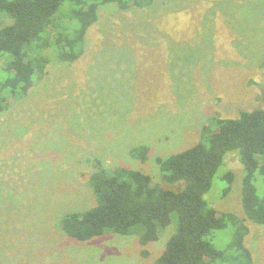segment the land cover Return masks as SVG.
Wrapping results in <instances>:
<instances>
[{"label": "rangeland", "instance_id": "374dc122", "mask_svg": "<svg viewBox=\"0 0 264 264\" xmlns=\"http://www.w3.org/2000/svg\"><path fill=\"white\" fill-rule=\"evenodd\" d=\"M71 9L63 4L56 18L68 22ZM10 23L0 18V29ZM262 64L264 0L100 5L83 56L74 63L53 60L0 115V264H154L176 217L147 246L138 236L115 233L80 242L61 231V218L96 206L89 176L97 160L178 190L181 185L164 181L156 158L193 147L215 119L264 108ZM138 146L149 148L145 162L130 154ZM224 170L235 174L232 190L221 197L217 176L206 199L245 221V246L254 264H264V225L246 217L236 154L227 156ZM235 232L230 226L214 236L228 258Z\"/></svg>", "mask_w": 264, "mask_h": 264}, {"label": "trees", "instance_id": "16d2710c", "mask_svg": "<svg viewBox=\"0 0 264 264\" xmlns=\"http://www.w3.org/2000/svg\"><path fill=\"white\" fill-rule=\"evenodd\" d=\"M157 0H0V18L11 21L0 29V115L10 101L26 96L44 77L53 60L74 63L85 52V36L98 21L100 5L117 3L121 9L147 7ZM72 6L68 22L56 14ZM261 68L264 70V64ZM149 148L130 151L145 162ZM236 154L243 166L241 201L247 219L264 225V108L240 111L238 118H218L201 130L193 147L156 158L164 181L178 190L156 185L149 175L123 167L106 169L100 160L89 176L96 206L65 214L61 231L80 242L115 233L138 236L147 246L159 240L173 223L174 232L154 264H213L217 261L254 264L244 239L249 227L232 213L218 212L206 199L218 176L221 197L233 188L235 174L224 170L227 156ZM223 170L220 173V170ZM175 222V220H174ZM235 227L231 257L214 246L215 233ZM146 255V252L144 253Z\"/></svg>", "mask_w": 264, "mask_h": 264}]
</instances>
